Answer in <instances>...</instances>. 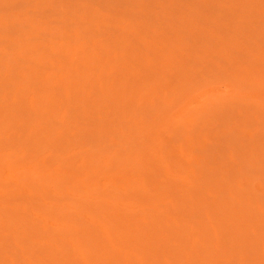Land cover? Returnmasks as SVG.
Instances as JSON below:
<instances>
[{"label": "rangeland", "instance_id": "1", "mask_svg": "<svg viewBox=\"0 0 264 264\" xmlns=\"http://www.w3.org/2000/svg\"><path fill=\"white\" fill-rule=\"evenodd\" d=\"M0 264H264V0H0Z\"/></svg>", "mask_w": 264, "mask_h": 264}, {"label": "bare ground", "instance_id": "2", "mask_svg": "<svg viewBox=\"0 0 264 264\" xmlns=\"http://www.w3.org/2000/svg\"><path fill=\"white\" fill-rule=\"evenodd\" d=\"M66 55V54H65ZM98 74V73H97ZM97 81V80H96ZM146 93V92H145ZM136 95V94H135ZM131 97H132V95H131ZM137 97V96H136ZM134 99V98H133ZM160 105V104H159ZM148 106V105H147ZM153 109V108H152ZM173 117V116H172ZM166 118V117H165ZM164 118V119H165ZM184 119V118H183ZM189 120V119H188ZM179 123V122H178ZM177 123V124H178ZM186 128V127H185ZM142 129V128H141ZM170 130V129H169ZM120 133V132H119ZM183 134V133H182ZM124 140V139H123ZM121 142V141H120ZM152 143V142H151ZM152 146V145H151ZM66 153V152H65ZM164 153V152H163ZM91 170V169H90ZM20 177H21V175H20ZM104 187V186H103ZM64 189V188H63ZM60 191V190H59ZM63 191V190H62ZM89 191V190H88ZM16 192H18V191H16ZM149 192V191H148ZM26 193V192H25ZM125 195V194H124ZM150 196V195H149ZM84 197V196H83ZM44 199V198H43ZM68 200V199H67ZM70 200V199H69ZM81 202V201H80ZM70 203V202H69ZM54 206V205H53ZM62 209V208H61ZM66 209H68L67 207H66ZM69 211V210H68ZM113 211V210H112ZM64 212H66V210L64 211ZM107 212V211H106ZM52 213V212H51ZM55 213V212H54ZM108 213V212H107ZM72 216V215H71ZM39 218V217H38ZM41 221V220H40ZM101 227V226H100ZM102 229V228H101ZM71 235V234H70ZM38 240V239H37ZM48 244V243H47ZM53 246V245H52ZM71 247V246H70ZM73 247V246H72ZM74 250V249H73ZM69 252V251H68ZM81 254V253H80ZM82 255V254H81ZM53 258V257H52ZM68 259V258H67ZM65 262V261H64Z\"/></svg>", "mask_w": 264, "mask_h": 264}]
</instances>
